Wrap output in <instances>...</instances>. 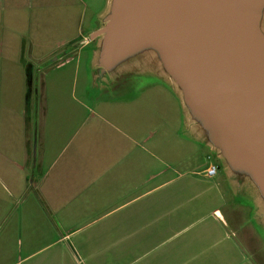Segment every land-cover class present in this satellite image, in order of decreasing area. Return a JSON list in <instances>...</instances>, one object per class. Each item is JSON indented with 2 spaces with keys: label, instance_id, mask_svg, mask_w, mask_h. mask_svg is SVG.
I'll return each instance as SVG.
<instances>
[{
  "label": "crops",
  "instance_id": "obj_1",
  "mask_svg": "<svg viewBox=\"0 0 264 264\" xmlns=\"http://www.w3.org/2000/svg\"><path fill=\"white\" fill-rule=\"evenodd\" d=\"M113 2L0 0V264H263L163 59L90 39Z\"/></svg>",
  "mask_w": 264,
  "mask_h": 264
},
{
  "label": "water",
  "instance_id": "obj_2",
  "mask_svg": "<svg viewBox=\"0 0 264 264\" xmlns=\"http://www.w3.org/2000/svg\"><path fill=\"white\" fill-rule=\"evenodd\" d=\"M262 1L114 0L110 21L90 39L105 35V63L156 42L212 141L264 195Z\"/></svg>",
  "mask_w": 264,
  "mask_h": 264
},
{
  "label": "rangeland",
  "instance_id": "obj_3",
  "mask_svg": "<svg viewBox=\"0 0 264 264\" xmlns=\"http://www.w3.org/2000/svg\"><path fill=\"white\" fill-rule=\"evenodd\" d=\"M256 8L258 9L259 14V28L264 35V0L260 2ZM90 50V47L86 48L83 54H89ZM142 53H148L157 56L160 55V52L153 44V42L136 48L135 50L131 51L130 55H137ZM156 84L157 86L166 87L168 89H170L171 87L170 82L165 83L163 82V79H159ZM35 96H37L36 89ZM166 96L167 100H170L169 102L173 103V106H171V108L169 109V113L171 117L176 116L177 118V116L181 113L180 109L178 108V99L173 94L174 99L171 100L172 93L170 91H168ZM169 104L171 105V103ZM212 145L215 149L214 152H210V155L211 159L214 160V164L218 166L222 165V168L227 167V170L231 174L229 180L232 182V185L236 184L238 186L236 187L237 197L235 199L239 200V202L242 203L241 208H239L241 210V218L244 217L246 221H249L250 219L252 220L247 224L246 227H244L245 229L240 231V235L245 234L248 238V241H250L248 244H246L248 252L252 251L254 252V254L256 252V257L262 260L264 264V211L262 207H258L260 195L262 194L261 187L254 180L252 173L248 171L249 169L246 168L239 170L235 168L236 164H231V162L226 161V159L223 157L222 149L213 141ZM218 155L221 156L220 159L217 158ZM227 210H229L232 214L236 213V210L233 206H229Z\"/></svg>",
  "mask_w": 264,
  "mask_h": 264
},
{
  "label": "built area",
  "instance_id": "obj_4",
  "mask_svg": "<svg viewBox=\"0 0 264 264\" xmlns=\"http://www.w3.org/2000/svg\"><path fill=\"white\" fill-rule=\"evenodd\" d=\"M218 170H219V166L212 164L208 167L206 174L210 177H213L218 173Z\"/></svg>",
  "mask_w": 264,
  "mask_h": 264
},
{
  "label": "bare ground",
  "instance_id": "obj_5",
  "mask_svg": "<svg viewBox=\"0 0 264 264\" xmlns=\"http://www.w3.org/2000/svg\"><path fill=\"white\" fill-rule=\"evenodd\" d=\"M155 45L157 46V49H159V46H158V44L155 42ZM159 51V50H158ZM160 58H161V55H158ZM200 122H201V120H200ZM207 130H208V132L210 133V130L207 128Z\"/></svg>",
  "mask_w": 264,
  "mask_h": 264
}]
</instances>
